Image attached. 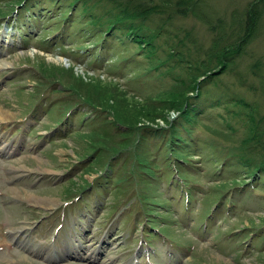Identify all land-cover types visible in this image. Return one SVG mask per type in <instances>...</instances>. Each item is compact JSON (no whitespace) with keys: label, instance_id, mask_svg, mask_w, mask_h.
<instances>
[{"label":"rangeland","instance_id":"obj_1","mask_svg":"<svg viewBox=\"0 0 264 264\" xmlns=\"http://www.w3.org/2000/svg\"><path fill=\"white\" fill-rule=\"evenodd\" d=\"M199 1L204 19L188 15L178 19L176 26L182 31L190 30L201 48H207L212 39L210 23L222 34L229 32L255 2ZM29 4L34 5L32 10ZM48 6L45 0H28L27 12L23 14L21 9L16 10L15 2L0 0V264H264L263 192L247 188L226 194L209 223H201L205 209L203 192L220 185L212 178L213 164L219 155L236 151L245 131V128L236 130L235 137L224 136L219 140L217 134L223 129L219 124L223 119L231 124L229 116L237 115L240 109L233 106L229 115L223 102L220 107L209 109L210 99L214 95H222L223 100L242 99L257 106L264 117V1L244 53L230 64L226 73L205 84L202 95L195 100L202 113L191 138L199 140L198 151L204 157L201 164L191 153L186 159L196 162L201 171V178L191 185L198 190L194 211L186 209V200H179L181 192L186 195L180 181L168 184L169 179L163 178L161 187L157 191L152 189L146 199L134 194L140 185L136 184L138 179L131 175L127 162L135 160L132 155L135 150L138 158H154L160 165L167 148L158 150L161 140L158 134L149 135L146 143H139L136 149L113 161L116 173L108 186H102L105 182L102 175L93 180L96 174L87 175L82 167L74 171V165H79L80 159L91 151L82 137L85 131L67 137L68 123L56 126L52 122L53 117L63 114L56 105L68 99L61 93L58 100V93L37 88L40 86L33 78L36 75L33 68L39 66L42 57L50 67L72 68L75 76L86 83H105L114 77L96 70L105 77L86 75L85 70L91 69L80 61L82 57L76 59L78 54L71 52L68 42L60 49L57 45L48 51L39 48L42 44L37 40L40 33L36 22L22 21L20 16L26 19L30 12ZM13 10L15 14L1 19ZM47 26L41 25L39 31ZM51 33L44 35L51 39ZM55 35L60 40V34ZM146 85L144 81L139 83L140 89ZM52 101L57 103L46 112ZM170 112L164 113L166 118ZM172 112L176 114L175 110ZM68 120L77 122L78 118ZM158 120L161 118L152 124L159 123ZM178 130L182 132L180 127ZM202 143L215 147L205 149ZM122 159L126 160L124 167L120 166ZM167 163L173 165V161ZM133 172L138 174L136 169ZM122 174L124 183L119 182ZM228 196L231 201H225ZM147 213H158L152 228L144 225ZM24 226L28 228L16 232ZM247 234L251 238L248 242Z\"/></svg>","mask_w":264,"mask_h":264},{"label":"trees","instance_id":"obj_2","mask_svg":"<svg viewBox=\"0 0 264 264\" xmlns=\"http://www.w3.org/2000/svg\"><path fill=\"white\" fill-rule=\"evenodd\" d=\"M8 1L15 2L16 10L21 9L23 14L27 12L28 0ZM45 1L49 4L47 8L30 12L26 19L20 16L22 21H35L38 33H43L37 36L42 44L39 48L48 51L57 45L60 49L64 48V42H68L71 52L78 54V61L82 57L80 61H84L87 67L105 71L115 78L105 83H86L75 76L72 68L50 67L42 57L39 66L33 68V72L36 71L33 78L40 86L37 88H49L51 93H62V97L68 99H63L62 105H56L63 114L53 117L52 122L59 126L66 121L67 137L85 131L82 137L91 151L80 159L76 168L82 167L87 175L100 172L105 178L102 186H108L116 173L113 161L121 159V154L136 149L139 143H146L149 135L158 134L161 139L158 150L167 148L160 165L154 158H138L135 150L132 151L135 160L127 162L131 175L138 179L136 184L140 185L134 194L146 199L152 189L157 191L161 187L163 178L169 179L168 184L180 181L186 195L181 192L179 200H186V208L194 211L198 190L191 185L201 178V171L194 164L196 162L186 159L191 153L201 164L204 157L202 151H198L199 140L191 138L202 113L197 109L195 100L202 95L205 84L226 73L230 64L244 53L260 19L259 8L264 0H255L245 10L244 19L233 24L235 29L229 32L222 34L210 23L212 39L207 48H201L200 41L190 30L182 31L176 26L178 19L188 15L204 19L199 0ZM29 5L32 10L34 5ZM97 8L101 11L97 12ZM41 25L49 26L40 32ZM50 32L52 38L48 39L44 34ZM57 33L60 34L58 41ZM27 36L30 38V34ZM143 81L147 83L146 88L140 89L139 83ZM142 93L146 96L142 97ZM222 97L214 95L210 99L211 106L207 108L220 107L223 102L229 115L234 111L233 106L238 107L240 113L231 118L229 116L231 124L222 120L219 125L223 129L217 138L222 141L224 136H229V139L235 137L236 130L245 128V131L236 151L219 155L218 161L213 164L212 178H216L220 185L208 189L207 193L204 190L202 202L205 209L201 213V223L223 204L226 194L242 192L247 188L264 193V117L251 103L242 99L223 100ZM55 103L49 102L45 111L48 112ZM173 110L180 113V121L177 119L170 123L164 113ZM68 117H77L78 120L70 122ZM158 117L166 122V129L140 124L154 123ZM217 119H221L219 115ZM226 130L230 133L223 132ZM203 146L210 150L215 147L207 143ZM146 152L151 155L150 148ZM167 161H173V165ZM123 165H126L125 159L120 166ZM135 169L138 174L133 172ZM123 178L122 174L119 182H126ZM229 200L231 196L225 199ZM157 220L158 213H147L144 225L152 228ZM247 235L246 242L251 239Z\"/></svg>","mask_w":264,"mask_h":264},{"label":"bare ground","instance_id":"obj_3","mask_svg":"<svg viewBox=\"0 0 264 264\" xmlns=\"http://www.w3.org/2000/svg\"><path fill=\"white\" fill-rule=\"evenodd\" d=\"M147 123L145 122V124L142 123V125H146ZM28 227L24 226L20 229H16V232H23V230H26Z\"/></svg>","mask_w":264,"mask_h":264}]
</instances>
